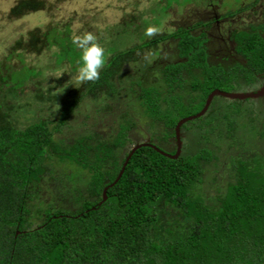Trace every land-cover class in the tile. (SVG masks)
<instances>
[{
	"label": "trees",
	"instance_id": "trees-1",
	"mask_svg": "<svg viewBox=\"0 0 264 264\" xmlns=\"http://www.w3.org/2000/svg\"><path fill=\"white\" fill-rule=\"evenodd\" d=\"M28 5L22 0L12 13L21 14ZM191 29L180 26L111 53L98 80L69 90L53 127L39 119L18 128L0 112V264H264V127L236 126L231 113L215 115L209 105L195 118L199 138L192 149L182 145L178 157L170 158L140 146L104 200V187L132 148L121 156L136 123L129 111L110 142L91 144L82 135L62 147L54 140L86 97L102 89L107 95L118 91L115 77L136 59L135 52L167 39L176 40L179 59L160 67L165 89L142 78L130 81L150 130L162 125L160 144L175 139L177 122L199 112L213 89L239 79L252 83L264 73V22L233 33L234 52L245 63L227 67L209 62L207 37ZM43 39L59 45L58 62L74 64L70 53L79 49L67 31ZM153 144L176 150V144ZM52 156L85 170L87 182L73 190L66 179L62 195L51 196L36 220L32 186L48 176Z\"/></svg>",
	"mask_w": 264,
	"mask_h": 264
},
{
	"label": "rangeland",
	"instance_id": "rangeland-1",
	"mask_svg": "<svg viewBox=\"0 0 264 264\" xmlns=\"http://www.w3.org/2000/svg\"><path fill=\"white\" fill-rule=\"evenodd\" d=\"M21 1L0 0V112L8 113L12 124L18 128L39 119L47 121L49 127H53L62 110L64 97L71 88L79 85L75 84L74 78L79 67L76 66L82 64L81 50L70 53L74 64L66 59L58 62L56 54L59 45L45 41L43 39L45 34L60 35L67 31L71 37L73 31H77L78 34L91 31L105 50L106 62L111 53L149 40L150 38L144 34L149 26H156L161 29L160 34H167L180 26H190L199 21L200 17L207 16V13L200 12L201 7H198L200 0H25L29 5L27 9L20 10L23 13H12V9ZM237 1L224 0V5L227 3L231 8V3ZM251 1L254 0L246 2ZM196 6L199 9H196ZM204 6L208 7L207 4ZM221 10L225 12L226 8L223 7ZM263 14L264 0H259L254 10L237 14L233 20L238 21L239 16L244 17L246 22L262 20ZM241 21L243 22V19ZM235 25L238 26L237 23ZM205 30L208 34L206 46L209 62H220L225 67L233 64L236 59L229 56L228 51L220 49L214 37L216 30L213 28ZM135 56L136 59L125 63L115 77L118 91L107 95L106 90L102 89L86 97L68 122L55 133V141L61 140L62 147L65 145L67 147L77 137L88 135L87 140L91 144L97 139L110 142L118 122L125 112L129 111L136 123L128 142L121 150V156L135 143L143 141H151L161 147L168 144L166 146L168 148L175 145V139H171L169 143L166 141L159 143L162 125L156 124L155 133L150 130L148 125L150 120L140 106L136 93L131 90L130 81L142 78L145 84H159L160 88L165 89L160 83V67L179 59L176 40L161 41L135 52ZM29 69L31 72L28 73ZM190 80L191 78L188 82ZM257 80L253 83H247L244 79L233 80L224 83L219 89L229 92H255L264 88V75ZM16 82L20 85L15 84ZM192 92L198 94L196 91ZM184 98L186 102L185 92ZM209 109L215 115L231 113L236 120V126L264 127V97L229 99L216 95ZM237 111L240 114L233 115ZM196 122H198L196 119L187 121L180 130L185 150L192 149L199 138L194 127ZM257 141L260 146L263 144V140ZM241 142L245 143L242 140ZM166 147H164L166 150L171 151ZM222 148L226 149L227 145H222ZM230 151L231 149L228 153ZM50 166L48 176L32 186L36 196L31 198L30 205L36 220L43 204L49 201L51 196L62 195L66 179H71L69 186L73 190L85 187L87 182L86 171L76 168L74 163L60 161L52 156ZM57 178H60L58 182Z\"/></svg>",
	"mask_w": 264,
	"mask_h": 264
},
{
	"label": "flooded vegetation",
	"instance_id": "flooded-vegetation-1",
	"mask_svg": "<svg viewBox=\"0 0 264 264\" xmlns=\"http://www.w3.org/2000/svg\"><path fill=\"white\" fill-rule=\"evenodd\" d=\"M246 1H250V0H238L237 2L231 3L232 4L230 5L231 8H229L227 6V3L224 5V0H204V1L200 0L199 2L201 4L198 2V5H200L198 7H201L200 12H203L204 14L207 13V16L200 17V20L197 21V23H200L198 26H195L196 22L190 25L192 26V29H191L192 33L205 34V36L207 37L206 38V42H207L208 34L205 29H209V28L215 29L216 32L214 31L215 32L214 37H216V40L218 41V45L220 49H224L228 51L229 56L234 57L236 61L240 60L242 63H245L244 59L240 55L234 52V41L231 38V36L237 30L250 28L252 24L258 23L259 21L264 22V14H263L262 20L257 19V20H252V21L249 20V22H246V19L242 16L237 17L238 21L233 20L235 15L237 14H240L247 10H254L256 8V3L259 0H254L251 2H246ZM203 3L207 4L208 7H205L204 6L205 4ZM223 7L226 8L225 12L221 10L223 9ZM196 9H199V8H197L196 6ZM241 19H243V22L241 21ZM235 23H237L238 26H236ZM206 42H205V45H206ZM208 59H209V52H208ZM217 63H220V62H216V64ZM262 75H264V73L258 74L256 79L253 82L258 81L257 79H259V77L261 78ZM261 97H264V96H261Z\"/></svg>",
	"mask_w": 264,
	"mask_h": 264
},
{
	"label": "clouds",
	"instance_id": "clouds-1",
	"mask_svg": "<svg viewBox=\"0 0 264 264\" xmlns=\"http://www.w3.org/2000/svg\"><path fill=\"white\" fill-rule=\"evenodd\" d=\"M161 33L156 26H149L145 29V36L152 38ZM72 44L82 52L81 66L78 67L75 76V84L95 82L100 78V72L105 66V50L98 42L97 36L91 31L78 34L73 31L71 36Z\"/></svg>",
	"mask_w": 264,
	"mask_h": 264
},
{
	"label": "water",
	"instance_id": "water-1",
	"mask_svg": "<svg viewBox=\"0 0 264 264\" xmlns=\"http://www.w3.org/2000/svg\"><path fill=\"white\" fill-rule=\"evenodd\" d=\"M216 95H220L222 97L225 98H229V99H247V98H257V97H261L264 96V88L261 90H257L255 92H229V91H223L221 89L215 88L213 89L206 97V100L204 102L203 107L201 108V110L193 115H189L186 117L181 118L176 126H175V144H176V150L174 153H169L167 151L162 150L161 148L157 147L156 145H154L153 143H151L150 141H145V142H140V143H135L129 154L126 156L123 165L120 168V171L118 172L116 178L113 180V182H111L110 184H108L107 186L104 187L103 191H102V200H104L106 198V190L109 186H112L114 183H116V181L120 178L121 174L123 173V170L125 168V165L127 164L131 154L140 146H150L152 148H154L156 151H158L159 153H161L162 155H165L167 157L170 158H177L178 155L181 152V146H182V141H181V132H180V128L181 125L189 120L195 119L201 115H203L205 113V111L207 110V108L209 107L212 99L214 96Z\"/></svg>",
	"mask_w": 264,
	"mask_h": 264
}]
</instances>
